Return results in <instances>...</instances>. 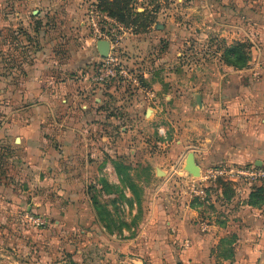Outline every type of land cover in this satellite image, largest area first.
<instances>
[{
  "label": "rangeland",
  "instance_id": "obj_1",
  "mask_svg": "<svg viewBox=\"0 0 264 264\" xmlns=\"http://www.w3.org/2000/svg\"><path fill=\"white\" fill-rule=\"evenodd\" d=\"M210 1L126 0L137 19L126 24L104 0H0V264H264V205L246 212L250 192L264 182L202 180L207 165L198 155L200 174L190 173L187 143L177 141L204 123L194 97L181 96L188 79L199 82V67L218 72L225 48L242 41L225 37L218 0ZM99 39L111 43L115 75L103 84L114 89L103 93L112 103L89 121L99 127L86 132L96 150L76 161L95 180L83 183L85 199L77 189L69 203L61 187L79 176L73 161L47 159L49 149L61 153L64 119L48 116L42 93L50 76L95 82L108 65ZM32 87L40 93L29 95ZM177 91L178 101L167 98ZM122 100L139 109L136 116L125 117ZM27 127L39 131L36 138ZM159 196L174 220L181 218L184 241L194 236L192 245L176 241L173 224L163 241L147 236ZM32 212L44 224L28 221Z\"/></svg>",
  "mask_w": 264,
  "mask_h": 264
},
{
  "label": "crops",
  "instance_id": "obj_2",
  "mask_svg": "<svg viewBox=\"0 0 264 264\" xmlns=\"http://www.w3.org/2000/svg\"><path fill=\"white\" fill-rule=\"evenodd\" d=\"M210 3L208 0V4ZM218 3L220 6L216 16L218 23L225 26V37L234 36L237 40L250 42L249 53H252L254 61L251 58L249 65L243 68L220 63L219 71L210 74L207 71L202 72L199 67V82L194 83L195 79H188L187 88L184 90L187 95H181V92L177 91L167 96L172 102L178 101L177 97L181 96L188 99L194 97L196 103L193 111L203 115L204 123L197 126L193 123L186 137L177 141H185L189 148L187 156L193 153L197 161V156L200 155L205 165H247L264 162V0H218ZM232 31L234 35L231 34ZM86 76H82L78 82L69 78L57 81L55 77L50 76L49 79H44L47 84L43 83L46 90L42 96L49 103V109H46L50 110L48 116L51 117L52 113L56 112L64 119V127L60 128L63 136L59 138L64 141L62 152L65 156L68 154L67 160L72 158V161H83L89 150L95 149L96 142L93 139V147L90 149L86 132L94 127L97 130L99 127L96 124L92 128L93 123L89 124V121L102 117L112 103L110 96L107 100L103 91L113 92L114 86L91 82ZM193 89L195 90L192 94ZM198 95L200 101L197 99ZM56 102H61L59 109L54 105ZM120 102L124 104L125 117L136 116L139 109L131 106L128 100L125 103L124 100ZM152 111L156 116L158 109L152 108ZM149 112L150 110L146 109V114ZM197 127L202 130L200 134L196 133ZM127 128H130L129 125L123 129L125 133L131 131ZM105 149L107 152H115L111 144H106ZM88 174L85 171L83 176H89ZM93 179L95 180V177ZM160 196L163 197V194ZM159 197L154 199L148 225L155 216L159 200L161 201L162 197ZM261 208L250 207L246 212L257 213ZM173 214L171 213L168 224L181 225V218L177 216L175 221ZM179 215L186 216L187 213ZM185 245H189L188 241Z\"/></svg>",
  "mask_w": 264,
  "mask_h": 264
},
{
  "label": "trees",
  "instance_id": "obj_3",
  "mask_svg": "<svg viewBox=\"0 0 264 264\" xmlns=\"http://www.w3.org/2000/svg\"><path fill=\"white\" fill-rule=\"evenodd\" d=\"M106 2V5L104 6L105 10L108 11V13L114 17H116L118 20H120L123 23L126 24H130L133 23L135 21H137V19L135 20L132 17V13L129 12V4L126 2V0H104ZM215 1V0H214ZM214 4L218 5V1L215 2ZM216 8V7H215ZM140 15H142V17H140L143 21H146L147 19H143V13H141ZM147 22V21H146ZM144 24V23H142ZM147 25V24H146ZM249 46L250 44L246 43V41H236L234 42L233 45H229L225 48L224 50V54H223V60L226 64H229L231 66L237 67V68H243L246 67L247 62L249 60ZM34 87L30 88L28 90V94L29 95H33L35 96L36 94H39L40 91L37 92V90L33 89ZM37 125V124H36ZM29 127H32L29 126ZM26 132L28 135V138H36L35 133L34 132H39L36 129H30V128H26ZM61 136H63L61 134ZM60 136V137H61ZM66 136V135H64ZM59 148L61 150L60 154H56L55 152L52 151V149H49V153L47 155V159L48 161L53 160L54 157H57V160L59 159V161H72V158L70 160V158L67 160L68 154L65 156V153L62 152L63 151V146H64V141L63 139L59 138ZM39 149V148H38ZM36 151V153L39 151ZM46 159V160H47ZM39 160V159H37ZM74 162V174L78 175L79 177L77 179H74L75 177H68V182L64 181V185L61 187V189L66 190L67 195H65V199L67 201H69V203L73 202L72 200H75L77 198H86L87 194L85 192V188L83 183L88 179L87 177H84L83 174L85 173L84 168H75V166H78V163H76V161ZM56 163V161H51L50 164L51 166ZM74 175V176H75ZM89 180V179H88ZM89 181H93V179L89 180ZM82 186V187H81ZM263 187L264 185H261L259 187H257L256 189H253V191L250 192L249 194V200L248 203L250 206L255 207V208H261L264 205V191H263ZM82 188V189H81ZM78 189V195L77 198H75L76 195H74L76 193V190ZM80 189L82 192H80ZM73 192H75L73 194ZM65 193V192H63ZM66 194V193H65ZM91 200V199H90ZM162 203L160 200L158 202L157 205V209H156V213L155 216L152 220V222L148 225L147 230H148V234L147 236L152 237V239L155 241H163L166 238V234H165V230H167L168 228V222L171 218V215L169 214L170 209L166 208L164 206V204H160ZM93 206V204H92ZM94 209V207H93ZM34 215L32 216H42L39 212H32ZM28 221L35 223L34 220H32L29 217H26ZM92 218H94L95 220V216L92 215ZM97 220V218H96ZM256 220V219H255ZM37 224V223H35ZM167 224V226H166ZM263 224V222H262ZM253 225V224H251ZM165 227V228H164ZM169 229V228H168ZM165 234V235H164ZM186 237H184V230L182 229L181 225L177 226V233H176V241L185 243L187 241H184ZM194 241V236H192L191 242L188 241L189 245H192ZM165 245V243L163 244ZM235 255V254H234Z\"/></svg>",
  "mask_w": 264,
  "mask_h": 264
},
{
  "label": "built area",
  "instance_id": "obj_4",
  "mask_svg": "<svg viewBox=\"0 0 264 264\" xmlns=\"http://www.w3.org/2000/svg\"><path fill=\"white\" fill-rule=\"evenodd\" d=\"M100 38V36H99ZM108 65L104 68L98 69L95 73L94 80L99 83H104L105 80L109 78V76L115 75V69L111 64V60H113L111 53V43H110V52L108 57ZM204 176L202 180H216L218 178H222L225 181L230 182H241L247 181L252 184L256 181L264 182V162L260 166L253 165H238L232 163H223L218 165H207L203 169ZM36 223L44 224L43 221L40 220L42 216H28Z\"/></svg>",
  "mask_w": 264,
  "mask_h": 264
},
{
  "label": "water",
  "instance_id": "obj_5",
  "mask_svg": "<svg viewBox=\"0 0 264 264\" xmlns=\"http://www.w3.org/2000/svg\"><path fill=\"white\" fill-rule=\"evenodd\" d=\"M157 26H162V25H157ZM97 49L100 53V55L104 58L108 57L109 52H110V42L106 39H99L97 41ZM198 101H200V96H197ZM17 141H20V138L17 137ZM262 162H257L256 165L260 166ZM187 170L194 174V175H199L200 174V166L197 164L194 154L190 153L188 155L187 159V165H186Z\"/></svg>",
  "mask_w": 264,
  "mask_h": 264
}]
</instances>
